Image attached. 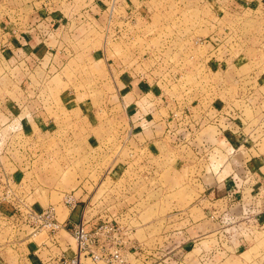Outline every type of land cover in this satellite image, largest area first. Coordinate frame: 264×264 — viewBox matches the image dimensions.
<instances>
[{
	"label": "rangeland",
	"instance_id": "obj_1",
	"mask_svg": "<svg viewBox=\"0 0 264 264\" xmlns=\"http://www.w3.org/2000/svg\"><path fill=\"white\" fill-rule=\"evenodd\" d=\"M230 1L59 0L67 3L74 12L82 8L96 12L95 3L104 4L105 12L100 17L90 16L77 26L74 51L66 60L61 61L57 56L58 62L52 63L49 71L45 62L31 75L33 85L41 86L38 98L45 107L46 116L56 120V127L51 130L48 127L50 131L46 132H39L35 125L23 127L27 108L11 120L5 115L0 116V122H3L0 124L3 140L0 167L10 170L15 182H21L19 184L29 193L27 201H41L44 205L49 200L62 203L64 192L78 190L85 194L88 190L87 199H84L86 204L82 207L76 204L72 208H77L75 218L80 211V220L83 218L84 222L90 207L87 213L99 216L100 207L108 203L112 206L111 216L118 218L139 201L136 207L129 209L127 219L119 220L137 228V237L153 249L151 264H244L264 253V229L256 227L242 247L234 237L224 236L226 231L220 239L208 235L194 242L193 238L188 239L178 232L192 225L179 223L177 213L185 211L189 203L203 193L201 184L207 187L214 179L228 178L231 171L236 173V169L243 167H264V11L242 8V4L236 8ZM113 59L120 61L117 69L111 66ZM110 66L113 73L116 72L112 76ZM133 67L147 74L154 90L162 91L159 102L176 107L172 115L182 114L179 120L175 117L176 121H169L167 126L182 127L181 132L187 140L200 134L212 143L194 141L188 143L190 147L181 146V151L185 152L187 148L189 155L193 153L191 148L197 151L200 160L195 159V155L189 156L196 160V167L193 158H188L185 169L174 168L172 160L176 155L171 154L173 145L167 143L162 149L167 154L165 162L156 158L151 161L158 167L154 173L151 171L152 175L145 166L146 154L141 147L136 160V145L128 136L125 111L115 88L119 73ZM5 79L7 73L0 65V91L7 84ZM12 85L16 83L12 82ZM68 86L75 92L69 104L81 103L90 110L95 108L89 116L92 121L85 116L91 125L82 121L81 111L73 120L72 112L63 107L61 94ZM197 119L207 120L210 125L197 129L191 124ZM180 121L184 123L177 125ZM229 133L240 142L232 152H224L221 146L225 142L221 139ZM247 150L254 156L250 158L247 152L244 155ZM131 157L134 162H130ZM119 162L127 171L117 181L110 172ZM132 163L137 164V168ZM131 170L137 172L138 181L143 178L145 184L146 180L152 182V190L125 191L129 186L127 183L133 177L137 179ZM199 178H202L201 182ZM0 180V245L5 243L8 248L6 255L0 254V264H30L19 263L13 247L26 246V242L18 244L21 241L18 237L26 232V228L7 218L5 210L6 206L17 204L18 188L13 185L12 189L5 185L8 183L5 179ZM24 188L20 187V192ZM88 198L92 199L91 205ZM126 202L127 206L124 205ZM59 209V213L67 212L63 204ZM249 213L246 209L242 214ZM201 214L203 216L202 211ZM167 216L174 219L167 221ZM228 216L217 217L224 221H220L222 228H227L225 218ZM80 220L69 227L72 232ZM162 230H169L168 243L162 244ZM61 232L67 235L63 230ZM146 232L158 238H148ZM45 237L46 232H41L39 238ZM58 240L65 246L60 236ZM70 240L71 243L66 245L72 246L71 251L75 252V239ZM83 262L93 264L89 260ZM99 264L107 263L101 261Z\"/></svg>",
	"mask_w": 264,
	"mask_h": 264
},
{
	"label": "crops",
	"instance_id": "obj_2",
	"mask_svg": "<svg viewBox=\"0 0 264 264\" xmlns=\"http://www.w3.org/2000/svg\"><path fill=\"white\" fill-rule=\"evenodd\" d=\"M230 3L236 8L239 7L238 4H242V8L247 7L264 11V0H231ZM103 5L104 4L97 5L95 3L96 12L91 10V8H82L83 10L80 9L78 12H74L73 9L68 8L67 3L59 2V0L56 2L54 0H0V65L3 66L4 71L7 73V79H5L7 84H5L3 90L0 91V116L1 114L5 115V117H8V120H11L13 116L17 113L21 114L25 108H27L28 114L23 117V127H26V125H35L39 132H46L49 128L51 130L57 126L54 117L52 118L49 115L46 116L47 113L45 112V107L42 106V103L40 102L41 100L38 98L39 93H37L41 86L39 85L36 87L33 85V76L31 75H34L36 69L43 66V63L45 62V68L49 67V69H47L49 71L52 67V63L58 62L56 61L57 56L59 57V60L64 61L70 56V54H73V44L75 43V37L77 36V34H75L77 32V26L80 27L82 23L89 20L90 16L100 17L104 15L105 7H103ZM104 53L105 52L102 51V57L105 58L106 56ZM45 59L47 60L45 61ZM110 62L112 64L111 66L117 69L120 61L118 60L117 62L113 59ZM111 66L109 73H111L112 76L116 72L113 73ZM16 67L17 69L14 70ZM150 80L151 79L147 74L140 73L133 67L131 70L120 72L115 81L118 100L125 111L127 119V131L130 133L128 136L136 145L135 158L137 160V156L139 155L138 148H143L145 151L144 153L146 154L143 160L145 166L150 170V175H152L151 171L154 173L155 169H158L156 164L151 162L152 159L156 158L159 159L161 163L165 162L167 154L162 150L164 146L163 144H172L173 150L171 151V154L176 155L172 160L173 167L178 168V170H183V168L185 169L186 167L185 164H188L186 159L193 158L189 156L195 155L194 157L197 160H200L201 158L197 156V151L193 150V148H191L193 153H190L189 155V150L185 148V152H183L181 151V146L190 147L188 143H193L194 141L201 144H208L211 142L208 138H205L200 134L187 140L186 136L181 132L183 131L182 127L176 125L167 126L169 121H176L174 119L175 117L179 120V118L182 117V114L179 113V116L172 115L171 112L175 111L176 107L173 105L170 106L169 103L164 104L159 102L158 97L162 95V91L154 90L152 87L153 84ZM12 82H15L16 85L13 86ZM71 89V86H68L66 92L61 94L63 107L68 112H72L70 115L71 117L73 116V120L77 117V112L81 111V118H83L82 121H84L87 126L91 125L87 123L85 116L89 121H92L89 116L90 112H95V108L90 110L85 104L81 103L69 104L71 100L70 97H73L75 94ZM9 91L12 92L9 94ZM183 116L186 119L185 114H183ZM1 123L3 124V122H0V124ZM181 123H184V121H180L177 125H180ZM191 124L200 130L203 127H206V125H210L207 120L203 121V119H197ZM229 127L232 129L231 126ZM232 133L225 136L224 140L221 139V142H225V145L221 146L222 150L224 147V152H232L235 149L234 147L240 142L238 139L234 140ZM214 139L217 141L216 138ZM215 144L218 145V143ZM208 146L211 147L210 145ZM211 148L213 149L214 147ZM249 150L245 151L244 155L247 152L251 158L254 154ZM195 159L193 158V162L196 167ZM132 161L134 162L133 157L130 158V162ZM120 163L122 162L117 163L111 169L112 172H110V175H112L117 181H120L127 171V168L125 167V169H123ZM168 167H170L169 164ZM134 168H137V164ZM131 171L135 172V176L137 175L136 171ZM236 171V173L231 171V173L228 174V178L214 179L211 184L208 185L209 187L201 184L203 187V193L199 194L193 202L189 203L190 206L186 207L187 209H185V211L179 210L177 213L179 215V223L187 222L192 224L191 227H184V229L179 230V233H182V235L186 236L188 239L193 238L192 242H194L195 240H200L202 236L207 237L208 235L214 236L213 238L215 240L218 239V237L220 239L224 231H226L227 234H224V236L231 238L234 237L241 246L247 243L250 239L252 229L255 227L261 230L264 229V167L259 166L255 169L243 167L236 169ZM232 172L233 176L231 175ZM11 174L10 170L0 167V175H2V177ZM235 178L238 180V183L237 181L231 183L230 181L235 180ZM138 179V175L136 180H134L133 177V179L127 183L129 185L128 189L125 188L124 190H135L136 192H149L152 190V182L146 180L145 184L143 178L140 181H138ZM198 180L201 182L202 178H199ZM142 182L143 184L140 185ZM116 190L121 189L117 188ZM199 190L202 192L198 187V191ZM77 191L78 190L64 192L61 200L62 203H52L50 200L46 205L41 201H37V203L36 201L28 202V200L27 202L37 211L54 206L57 219L61 222H65L68 227H71L80 220V211L78 212L77 218H75L74 214L77 208L72 209L65 205V195L70 192L76 197H79L77 199L79 202L77 203V206L82 207L86 204V202L84 203V199H87L89 193L88 190H86L85 194H81ZM23 195L26 200L29 199V193L25 188ZM87 202L91 205L92 199L88 198ZM138 203L139 201L130 205V208L124 211L126 213L125 215L120 214L122 212L118 213L117 211H114L113 213L117 212L120 214V216H118L119 219H127L126 215L127 212H129V209L136 207ZM62 204L67 212L62 211L59 213V208L62 207ZM124 205L127 206V202ZM119 206L121 207L122 203L121 205L118 204V207ZM245 206L251 208V213L254 211L251 215L252 219L248 222L245 220V215L242 214L244 213ZM111 207L112 206H109L108 203H105L99 209V216L87 213L91 207L86 210V229L91 231L101 220L112 217ZM14 208L15 207L12 205L5 207V210H7V218L14 219ZM192 209L197 211L194 212L195 210ZM102 211L104 213H102ZM221 214L222 216L229 215L226 222V225H228L227 228H222L223 224L221 223L224 222L217 219ZM133 215H135V213H133ZM171 219L173 220L174 218L167 216V221H170ZM6 220L7 222L10 221L9 219ZM129 222H131V219ZM243 222L248 226L246 227L247 232L243 230L241 231L240 229V227L243 226ZM24 226L26 232H23L20 237H17L18 240H21L18 244L26 242V246H13L19 256V263L22 261L26 263L30 262V264H53L51 258H54V256L59 253L63 252L68 255L75 253L71 251L72 246H67L71 243L70 239L72 238L69 230H63L67 235L62 234V230L58 232V235L65 242V246H63L60 241L58 244L54 245V242L47 239L48 236L40 239L39 237L41 233L32 234V229L26 225H23L22 228ZM133 227L134 226H132V229ZM243 227L245 228V226ZM136 234L137 228L131 230V237L135 238L136 242L139 241L141 243L143 249H146V253H139L137 255L138 259L135 260L133 259L134 257L132 254H128V257L130 261L133 260L132 264H145L144 260L146 255L148 258H152L151 256L154 255L153 249L151 250L149 244L141 241ZM160 235L162 244L164 241L167 243L169 242L167 240L169 230H162ZM146 236H149L148 238H154L155 240L158 238L157 235H154L153 237V233L148 234V232H146ZM182 238L184 239V237ZM4 244L2 246L0 245V254L2 255L8 253V248L7 246H4ZM263 254L264 253H261L259 256H255L251 261L245 262L244 264H264V262H262L264 260ZM149 255L151 256L149 257ZM84 260L88 259L84 258Z\"/></svg>",
	"mask_w": 264,
	"mask_h": 264
},
{
	"label": "built area",
	"instance_id": "obj_3",
	"mask_svg": "<svg viewBox=\"0 0 264 264\" xmlns=\"http://www.w3.org/2000/svg\"><path fill=\"white\" fill-rule=\"evenodd\" d=\"M2 144L3 140L0 136V155L2 153ZM0 179H5L4 181L8 182H2L5 183L6 186H12V189H14V187L18 188V202L14 206L15 221L30 227L32 229V234L46 232L48 236L47 239L54 243H59L58 232L64 229L69 230L72 237L75 239L77 246L75 253L69 255L63 252L59 253L54 256V258H51L53 264H84V258L88 259L93 264H99L101 261L107 264H128V262L132 264L133 260L130 261L129 257L127 258L128 254H132L135 260L138 259L137 255L139 253H146V249H143L141 243L139 241L136 242V239L131 237L132 227L122 224L119 218L110 217L101 220L91 231L85 228V222L83 218H81L72 232L65 222H61L57 219L54 206L40 211L34 210L25 199L23 195L24 190H21V192L19 190L20 187L24 188L22 184H19L21 182H15L12 175L5 177L0 175ZM236 181L238 183V180ZM13 182L14 184H11ZM10 190L11 189H8V191ZM14 195L16 196V194ZM7 196H9L8 193ZM64 203L66 206L73 208V206L78 203V200L73 193L69 192L64 197ZM244 208V213H246V209L251 211L249 206H245ZM253 212L254 211H252V213ZM252 213L245 215V220L247 222L252 219ZM227 220L228 217L225 218V222H227ZM243 226H245V228ZM243 226H241L240 229L247 232V224L243 222ZM127 248H129L128 251ZM150 256L151 255H149V257ZM150 260L151 258H148L146 255L144 260L145 264H151Z\"/></svg>",
	"mask_w": 264,
	"mask_h": 264
}]
</instances>
